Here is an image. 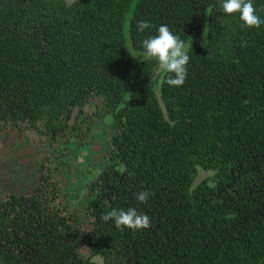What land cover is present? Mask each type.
<instances>
[{
	"label": "trees",
	"instance_id": "1",
	"mask_svg": "<svg viewBox=\"0 0 264 264\" xmlns=\"http://www.w3.org/2000/svg\"><path fill=\"white\" fill-rule=\"evenodd\" d=\"M131 4L0 0V130L87 144L94 100L113 128L82 214L64 204L54 149L31 188L0 194V264H264V23L246 27L221 0ZM162 24L192 40L179 87L155 59L128 58ZM128 208L151 227L100 219Z\"/></svg>",
	"mask_w": 264,
	"mask_h": 264
},
{
	"label": "rangeland",
	"instance_id": "2",
	"mask_svg": "<svg viewBox=\"0 0 264 264\" xmlns=\"http://www.w3.org/2000/svg\"><path fill=\"white\" fill-rule=\"evenodd\" d=\"M65 1L71 3L75 0ZM135 1L131 0V7ZM129 15L130 12L128 17ZM132 50L128 49L129 60L136 59L133 57L140 58L138 55L140 53L133 50L134 53ZM156 90L158 92V88ZM100 105L98 100H94L86 105L82 112L83 117L87 115L93 121L88 133L90 142L87 144L71 145L67 141L68 135L50 147L43 136L33 131L19 134L14 130H0V194L20 192L31 188L39 176L42 158L48 154L50 149H54L62 152L66 161V165L59 170L63 197H65L64 204L82 214L88 186L104 164L106 149L113 135L112 118L110 115L103 114ZM98 111L101 117L96 115ZM76 115L77 110H74L73 117ZM79 124L84 127L85 123ZM210 176V172L200 171L196 181ZM82 252L85 257H91L85 248ZM91 258L101 263L97 257Z\"/></svg>",
	"mask_w": 264,
	"mask_h": 264
},
{
	"label": "clouds",
	"instance_id": "3",
	"mask_svg": "<svg viewBox=\"0 0 264 264\" xmlns=\"http://www.w3.org/2000/svg\"><path fill=\"white\" fill-rule=\"evenodd\" d=\"M220 7L225 14L239 13V19L248 28L259 27L264 23V20H261L257 14L252 0H221ZM151 27L148 21H140L137 24V28L141 32ZM191 43V38L186 44L185 39L175 35L168 25L162 24L156 29L155 35L148 36L142 41L140 56L144 60L155 59L162 74H171L166 75L164 82L170 86L179 87L184 84L187 77V65L190 60L187 51L191 49ZM116 171L124 174L127 172V168L121 163ZM151 194L150 191H140L136 195V199L144 203L147 202ZM100 219L105 223L114 222L115 227L119 229L126 227L131 230H140L151 227L150 217L138 212L135 208L112 209L106 214H102Z\"/></svg>",
	"mask_w": 264,
	"mask_h": 264
}]
</instances>
